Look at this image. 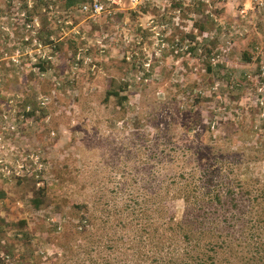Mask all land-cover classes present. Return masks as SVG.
I'll return each instance as SVG.
<instances>
[{
	"label": "rangeland",
	"instance_id": "obj_1",
	"mask_svg": "<svg viewBox=\"0 0 264 264\" xmlns=\"http://www.w3.org/2000/svg\"><path fill=\"white\" fill-rule=\"evenodd\" d=\"M197 1L120 0L92 20L57 0H0V264H169L165 245L153 252L145 244L142 254L129 229L140 228L133 224L150 206L144 201L166 179V160L154 159L166 151L163 139L196 145L185 135L195 114L210 122L213 137L226 135L220 114L238 117L240 134L232 128L230 136L246 139L225 151L235 156L242 146L238 172L258 180L253 191L264 186V147L253 154L256 140L246 133L262 130L248 122L252 105L264 108V0H201L202 12L191 15ZM204 17L215 46L209 62L229 73L225 80L205 77L200 63L195 42H206L191 24ZM35 64L48 67L39 73ZM122 80L129 84L123 114L104 97ZM195 95L202 100L183 114ZM238 110L248 118L239 121ZM196 129L205 148L207 134ZM33 192L41 193L37 208ZM75 204L95 222L84 237L66 232L60 241ZM172 205L179 213L181 203Z\"/></svg>",
	"mask_w": 264,
	"mask_h": 264
},
{
	"label": "trees",
	"instance_id": "obj_2",
	"mask_svg": "<svg viewBox=\"0 0 264 264\" xmlns=\"http://www.w3.org/2000/svg\"><path fill=\"white\" fill-rule=\"evenodd\" d=\"M57 1L62 2V7L68 9L79 6L87 0ZM202 5L201 0H198L190 14L201 13ZM182 16L184 17V14ZM204 19V23L192 22L191 26L199 36L205 38L207 33L205 24L210 22L205 17ZM186 37L189 42H193L194 38L191 34H186ZM203 41L206 42L205 46L195 43L203 49L200 63L204 66L205 77L215 79L219 76L221 80L229 78V73L223 71L219 75V71H214L211 67L209 58L213 56L215 46L213 41L207 38ZM59 45L57 52L61 51ZM188 50L191 55H195L194 52L198 49L193 46ZM243 58L245 62L249 60L247 56L243 55ZM33 67L42 73L48 66L35 64ZM117 85L107 90L104 97L112 98L114 105L121 109L123 114L128 99L125 93L129 84L126 80H122ZM192 87L180 90L181 95L188 98L187 93ZM232 92L227 91L228 94ZM219 96L225 97L227 94L219 92ZM201 100L195 95L193 104L185 102L186 108H183V114H191L193 111L190 107H195ZM257 105L256 103L249 108L251 116L248 123L257 122L263 131L254 134L248 129L246 133L256 140L252 153L261 155L259 149L264 147V108H258ZM224 109L229 110L227 106H224ZM174 112L178 113L179 109L175 107ZM238 112L239 121L241 117L248 118V114L242 110ZM32 113L33 111H30L26 116ZM223 115L225 114H220L219 124L221 123L226 135L213 137L209 131L210 122L206 124L199 115L195 114L196 120L190 122L185 131L186 138H193L195 146L185 142L176 147L169 140L163 139L162 146L166 147V151L163 149L164 153L161 154L162 150H156L154 159L158 162L166 160V168H164L166 179L154 189L152 201H144L145 205L150 203V206L142 208L138 216H134L136 220L133 226L141 225L140 228L129 229L130 232H134L133 242L141 248L142 254L145 244L153 252L165 245L166 254L171 260L169 264H264V241L257 239V232H263L260 228H264V186H259L253 191L251 185L257 184L258 180L238 172L240 165L238 152H244L242 146L235 148L237 151L235 156H230V152L225 151L227 145H233L235 141L243 142L246 138L240 135L231 138L230 135L234 133L230 129L237 128L235 132L240 134L241 123L238 124L236 115L233 119L221 118ZM197 126L202 127L208 138L206 147L202 149H200L202 144H199L200 135ZM149 157L152 158L153 154L151 153ZM257 160L248 159L245 163L253 164ZM33 193L34 196L29 202L37 208L41 202V193ZM174 202L181 203L179 213L172 205ZM82 209L84 208L79 205H72L65 222L68 229L62 225L56 234L60 241L65 239L66 232H70L71 236L84 237L88 227L93 226L95 219ZM134 217L128 218V222L125 220L126 223L130 225ZM72 220L75 222H71ZM125 227L124 224L123 228ZM70 247L76 246L72 243ZM136 254L141 255L140 252ZM222 260L227 263H223Z\"/></svg>",
	"mask_w": 264,
	"mask_h": 264
},
{
	"label": "built area",
	"instance_id": "obj_3",
	"mask_svg": "<svg viewBox=\"0 0 264 264\" xmlns=\"http://www.w3.org/2000/svg\"><path fill=\"white\" fill-rule=\"evenodd\" d=\"M250 3L253 4H259L261 0H248ZM120 3V0H87L86 2L80 4L77 7V12L80 14H83L87 16L89 19H96L101 14H104L107 12L108 8L111 7L112 9L116 8L118 4ZM138 0H129V4L131 6L137 5ZM244 13L243 10L240 11V14ZM211 64L213 65V62L211 60ZM28 110V108H25ZM27 111L26 113H28Z\"/></svg>",
	"mask_w": 264,
	"mask_h": 264
}]
</instances>
